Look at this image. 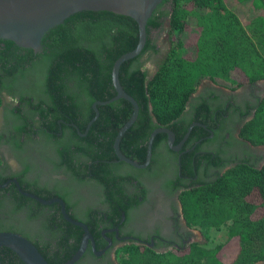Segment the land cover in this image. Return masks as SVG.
Listing matches in <instances>:
<instances>
[{
  "label": "trees",
  "instance_id": "obj_1",
  "mask_svg": "<svg viewBox=\"0 0 264 264\" xmlns=\"http://www.w3.org/2000/svg\"><path fill=\"white\" fill-rule=\"evenodd\" d=\"M158 30H166L168 48L161 58L152 62L155 69L150 73L145 64L158 54L152 38L153 32ZM138 37L137 23L131 17L83 11L44 34L39 54L3 40L6 45L0 57L3 73L18 75L31 83L25 92L24 104L17 109L18 117L27 127L37 118L38 127L45 134L58 131L57 121H60L63 137H48L60 144L62 156H68L69 147L64 143H71L74 159H87L91 163L89 171H74L75 180L83 181L92 174L91 178L100 184L110 185L114 181L108 162L117 160L113 143L129 120L132 105L119 99L98 106L99 116L87 135L80 137L78 132L83 134L94 117L92 105L95 102L116 95L111 80L112 66L121 55L136 47ZM142 59L144 63L140 62ZM7 64H12V72L6 68ZM205 78L233 88L264 79V0H163L156 7L146 23L142 52L124 62L119 70L122 89L139 108L136 121L121 138L120 152L143 164L149 136L157 128L170 130L178 142L190 124L182 126L186 107L199 82ZM198 130L201 129L191 130L190 139ZM24 135L25 140H29L31 133L27 130ZM165 137L156 135L152 162L156 148ZM240 138L253 146L264 145V97L253 117L242 126ZM12 141L18 143L14 137ZM42 141L48 143L49 139L43 137ZM214 158L219 167L223 158L218 155ZM148 169L135 172L140 175ZM195 185L180 195L187 223L201 229H225L226 243L211 247L193 245L187 252L163 254L146 248L125 247L117 252L118 264H256L264 261V166L257 168L238 161L221 176L201 179ZM18 200L21 206L17 203L11 208L0 202V233L10 232L26 238L48 264L68 261L77 244L65 249L66 237L59 240L60 257L56 259L50 250L57 238L54 226L65 230L70 225L56 224L51 214L42 211V205L28 198L19 196ZM37 223L39 239L30 234L31 226ZM79 235H75L77 243ZM0 261L23 264L7 248H0Z\"/></svg>",
  "mask_w": 264,
  "mask_h": 264
},
{
  "label": "flooded vegetation",
  "instance_id": "obj_2",
  "mask_svg": "<svg viewBox=\"0 0 264 264\" xmlns=\"http://www.w3.org/2000/svg\"><path fill=\"white\" fill-rule=\"evenodd\" d=\"M5 48L0 40V57ZM41 49L33 51L34 54L41 53ZM156 49L158 54L152 56L153 63L161 54L158 45ZM140 62L144 63V59ZM6 68L9 72L13 70L12 64H7ZM30 87L29 80L3 73L0 67V202L7 208L17 203L21 206L18 197L22 196L42 205V211L51 214L56 224L66 222L75 227L63 230L54 226L57 238L50 253L56 259L62 255L59 240L66 237L65 249L77 244L74 256L81 246L84 230L65 220L58 202L42 204L23 193L39 199L49 197L45 201L60 200L67 215L87 228L93 242L88 241L74 264H118L117 252L125 247L146 248L156 254L183 253L193 245L209 247L203 229L190 226L184 217L182 192L197 186L195 184L201 179L221 176L238 161L257 168L264 166V145L253 146L240 138L242 126L253 117L264 97V79L236 88L202 79L182 117V126L190 122L187 131L192 125V129L201 130L191 139L189 134L183 141L186 131L178 142L172 132L171 147L168 136L159 133L166 136L165 141L156 148L154 161L144 169L134 168L118 158L108 162L114 178L110 185L96 182L92 174L83 181L74 179V171H89L91 163L87 159H74L71 143H64L69 147L68 156H62L60 144L48 137H63L60 121H57L58 131L45 134L38 127L37 118L27 127L18 117L17 109L24 104L25 92ZM27 130L31 133L29 140H25L24 131ZM87 133L78 135L85 137ZM13 137L18 143H13ZM43 137L49 139V144L42 141ZM216 155L224 161L219 167L215 165ZM147 168V172L140 175L135 172ZM31 227L30 234L39 239V224ZM63 227L67 225L64 223ZM76 234H80L78 243ZM256 264H264V261Z\"/></svg>",
  "mask_w": 264,
  "mask_h": 264
},
{
  "label": "water",
  "instance_id": "obj_3",
  "mask_svg": "<svg viewBox=\"0 0 264 264\" xmlns=\"http://www.w3.org/2000/svg\"><path fill=\"white\" fill-rule=\"evenodd\" d=\"M163 0H0V40L10 41L16 46L24 49H31L38 52L41 49V39L49 30L62 24L70 16L83 12H111L117 15L128 16L134 19L138 26V43L136 47L121 55L113 64L111 80L116 95L106 101H97L92 105L95 113L94 117L87 125L84 134L78 132L80 136L87 133L90 126L98 118V106H105L119 99H123L132 105L133 111L129 120L118 131L113 149L119 161L125 162L137 169H144L151 161L152 144L154 138L159 133L168 136V143L171 147L174 141L173 133L166 128L155 129L149 136L147 142L146 160L143 164H138L126 158L119 149L121 138L126 131L134 124L138 116V104L121 87L119 82V70L121 65L135 57L143 50L146 43V23L153 11ZM194 125L190 126L183 141L189 136ZM25 196L33 198L42 204L58 202L61 206V213L66 221L81 227L84 230L81 246L77 253L64 264H74L84 252L88 241L92 240L87 228L78 222L73 221L66 213L63 202L60 200L45 201L34 195L23 193ZM0 248L11 250L23 264H48L36 247L26 238L10 232L0 233ZM95 252V251H94ZM95 254H98L95 252ZM0 264L1 261H0Z\"/></svg>",
  "mask_w": 264,
  "mask_h": 264
},
{
  "label": "rangeland",
  "instance_id": "obj_4",
  "mask_svg": "<svg viewBox=\"0 0 264 264\" xmlns=\"http://www.w3.org/2000/svg\"><path fill=\"white\" fill-rule=\"evenodd\" d=\"M152 38L155 40V44L158 45L159 49L161 50V54L160 56H158V58L159 57L161 58V56L164 55L165 51L168 48V42H169L168 34L166 30H162V31L158 30L156 32H153ZM152 62L153 61L149 60V62H147L145 65L146 69H148L150 73L153 72L155 69V66ZM202 232L208 239L206 245L209 247L221 243L225 244L226 241L228 240L227 231L225 229L216 230V229L208 228V229H203Z\"/></svg>",
  "mask_w": 264,
  "mask_h": 264
}]
</instances>
